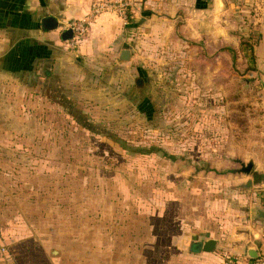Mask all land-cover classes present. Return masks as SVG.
Here are the masks:
<instances>
[{"label": "rangeland", "instance_id": "rangeland-1", "mask_svg": "<svg viewBox=\"0 0 264 264\" xmlns=\"http://www.w3.org/2000/svg\"><path fill=\"white\" fill-rule=\"evenodd\" d=\"M236 1L246 40L253 34V48L245 46L253 65L226 95L183 96L176 65L160 57L138 60L119 97L107 66L103 80L58 84L54 93L0 91L1 264H159L140 253L154 243L150 217L176 232L184 211V220L206 224L225 216L210 200L246 213L247 188L228 189L235 178L264 177V0ZM244 150L245 160H228L226 152Z\"/></svg>", "mask_w": 264, "mask_h": 264}, {"label": "crops", "instance_id": "crops-1", "mask_svg": "<svg viewBox=\"0 0 264 264\" xmlns=\"http://www.w3.org/2000/svg\"><path fill=\"white\" fill-rule=\"evenodd\" d=\"M135 1L131 25L115 14H103L91 23L82 43L72 50L69 41L62 39V34L69 30L70 24L90 13L91 0H0V87H3L0 91L11 85L13 93L8 95L15 93L23 97L29 88L54 93L60 89L58 84L76 83L80 86L103 80L104 73L98 71L107 66L112 68V73L108 74L111 77L108 78L111 81L109 86L119 97L118 91L131 87V78L135 74L133 66H137V61L148 63L149 59L157 60L158 57L166 61L164 64L176 65L177 76L183 81L180 83L182 94L186 97L226 95L233 83L246 82L253 64L246 59L248 49L245 46L253 34L249 32L246 40L247 22L241 16L243 4L236 0ZM47 17L58 21L56 30H43L42 22ZM124 50L130 51L128 61L121 59ZM94 69L96 75H92ZM31 80L36 85L29 83ZM90 87L94 90L95 86ZM233 140L229 138L231 145ZM226 153L230 161L245 160L247 155L245 150ZM212 155V151L208 152V156ZM259 169L254 172L260 173ZM229 176L226 179L233 182L232 173ZM235 180L237 184H231L228 190L234 185L241 189L245 187L253 199V204H240V207H247L246 213L232 211L228 204L210 200L208 202L213 204L209 210L224 209L226 213L223 217L215 215L206 224L204 221L184 220L187 215L184 211L179 217L182 224L178 225L181 229L186 225L188 229L184 232L187 239L181 246V229L171 231L164 219H161L159 228V222L150 217L147 225L154 243L140 253L145 257H160L159 264H168L164 258L169 256L181 258L178 264H223L224 256L245 258L249 249L257 250L259 256L264 255V223L255 219L256 214L252 212L256 207L264 210V177L256 182L250 175L244 180ZM209 197L206 193L205 200ZM202 207L200 204L199 208ZM210 214L205 213L206 216ZM208 240L216 242L212 252L202 248ZM127 253L131 255L133 252L128 250ZM147 264L152 263L148 260Z\"/></svg>", "mask_w": 264, "mask_h": 264}, {"label": "built area", "instance_id": "built-area-1", "mask_svg": "<svg viewBox=\"0 0 264 264\" xmlns=\"http://www.w3.org/2000/svg\"><path fill=\"white\" fill-rule=\"evenodd\" d=\"M135 0H91L90 13L82 20L70 24L69 29L73 32V38L69 41L70 48L75 50L78 43L84 40L91 23L103 14L112 13L120 17L128 24L129 16L135 7ZM224 264H264V255L256 260L235 257L227 260Z\"/></svg>", "mask_w": 264, "mask_h": 264}, {"label": "water", "instance_id": "water-1", "mask_svg": "<svg viewBox=\"0 0 264 264\" xmlns=\"http://www.w3.org/2000/svg\"><path fill=\"white\" fill-rule=\"evenodd\" d=\"M58 21L53 18V17H47L43 20L42 22V26H43V30L44 31H52V30H56L58 28ZM73 38V32L72 30H66L63 34H62V39L64 41H69ZM130 58V51L129 50H124L122 51V54H121V59L123 61H128ZM264 75V74H263ZM252 164H249L245 169H244V172L246 174H250L251 171H252ZM248 187L251 186V183L249 182L248 184ZM254 214H256L255 216V219L257 220H260L264 223V210L261 209V208H255L253 211H252ZM199 247L201 246V244H197ZM194 246H196L194 244ZM215 246H216V242L214 240H208L206 241L204 244H203V250L204 251H208V252H212L214 249H215ZM260 256L257 252V250L255 249H249L248 250V259H251V260H256L258 259Z\"/></svg>", "mask_w": 264, "mask_h": 264}, {"label": "trees", "instance_id": "trees-1", "mask_svg": "<svg viewBox=\"0 0 264 264\" xmlns=\"http://www.w3.org/2000/svg\"><path fill=\"white\" fill-rule=\"evenodd\" d=\"M132 15L130 14V16H129V21H128V24L127 25H131V23H132ZM70 41V40H69ZM83 41V40H82ZM82 41L81 42H79L78 43V45H77V47L82 43ZM246 46H247V48L249 49V50H251L252 48H253V45L252 44H249V43H246ZM76 47V48H77ZM232 258H235V256H233V255H226V256H224V260H223V264L227 261V260H229V259H232Z\"/></svg>", "mask_w": 264, "mask_h": 264}]
</instances>
